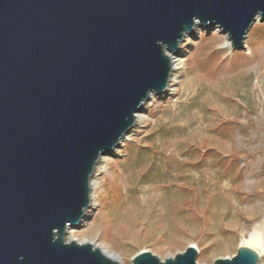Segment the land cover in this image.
<instances>
[{
    "label": "water",
    "instance_id": "obj_1",
    "mask_svg": "<svg viewBox=\"0 0 264 264\" xmlns=\"http://www.w3.org/2000/svg\"><path fill=\"white\" fill-rule=\"evenodd\" d=\"M264 0H0V264H120L69 241L91 205L98 163L163 94L195 27L245 49ZM197 250L131 264H197ZM240 246L212 264H257Z\"/></svg>",
    "mask_w": 264,
    "mask_h": 264
},
{
    "label": "rangeland",
    "instance_id": "obj_2",
    "mask_svg": "<svg viewBox=\"0 0 264 264\" xmlns=\"http://www.w3.org/2000/svg\"><path fill=\"white\" fill-rule=\"evenodd\" d=\"M205 30L181 52L182 75L148 102L142 122L93 179L94 211L71 232L131 264L196 248L197 264L264 238V23L230 52ZM257 264H264V253Z\"/></svg>",
    "mask_w": 264,
    "mask_h": 264
},
{
    "label": "bare ground",
    "instance_id": "obj_3",
    "mask_svg": "<svg viewBox=\"0 0 264 264\" xmlns=\"http://www.w3.org/2000/svg\"><path fill=\"white\" fill-rule=\"evenodd\" d=\"M205 30H207V29L202 28V27H195L194 30L191 32V36H188V35H185L184 36L182 42L180 43L178 52L175 55H170L171 72H170V76H169L168 87H167L166 91L163 94H161V96H168V95H170L172 93V89L178 83V81L180 79V76L182 75L183 63H182L181 56H180L181 50L184 47H186L188 45H191L195 40H197L200 37L201 32H203ZM229 46H230V42L226 39L225 44H224V47L227 50H229ZM155 97H156V95H151L149 97L148 102L152 101ZM147 103H146V105H147ZM146 105L142 108V111L139 112L136 115V117H135V125H134V127L132 129L136 128L142 122V115H143V113L145 111ZM130 131L128 132V134L130 133ZM124 140L125 139H123V141ZM123 141L121 142V144L123 143ZM121 144H120V146H121ZM120 146L117 149H119ZM116 150L113 151L112 155L116 152ZM107 156H111V155H105V156H103L101 158V160L99 161L97 168L102 164V162L105 160V158ZM92 187H93V183H92ZM93 211H94V204H93V190H92V194H91V205H90L89 209L86 211V213L84 215V218L85 219H84L83 222L80 223V225L78 227L72 228V229H69L68 230L67 235H66V239L67 240H69V241H76L77 243H84V241H77V240H75L70 234H71L72 231L79 230L82 227H84L87 224V221L92 216ZM241 243H242L241 246L246 247V248H249V249L255 251L258 254V256H262L263 253H264V238H263V235L260 232H258V231H254L253 233H251L249 235L248 239L247 240H242Z\"/></svg>",
    "mask_w": 264,
    "mask_h": 264
}]
</instances>
